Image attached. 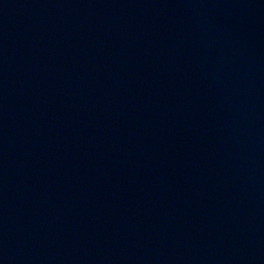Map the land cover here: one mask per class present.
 <instances>
[{
    "label": "water",
    "instance_id": "water-1",
    "mask_svg": "<svg viewBox=\"0 0 264 264\" xmlns=\"http://www.w3.org/2000/svg\"><path fill=\"white\" fill-rule=\"evenodd\" d=\"M0 264H264V0H0Z\"/></svg>",
    "mask_w": 264,
    "mask_h": 264
}]
</instances>
